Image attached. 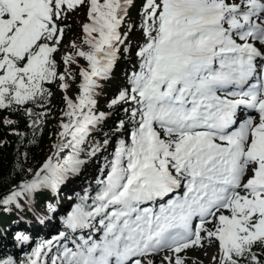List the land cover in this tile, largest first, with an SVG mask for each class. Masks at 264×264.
Masks as SVG:
<instances>
[{
    "label": "snow or ice",
    "instance_id": "snow-or-ice-1",
    "mask_svg": "<svg viewBox=\"0 0 264 264\" xmlns=\"http://www.w3.org/2000/svg\"><path fill=\"white\" fill-rule=\"evenodd\" d=\"M132 3L0 0V112L36 116L37 124L45 113L33 109L50 103V86L69 89L56 55L66 21L85 9L88 46L63 57L65 65L88 62L79 94L64 97L67 122L53 145L56 155L71 151L63 163L49 157L0 205L55 189L87 162L82 153L90 159L109 145L105 138L85 148L106 118L94 112L95 90L125 44L120 29ZM142 15L137 70L109 105L130 104L131 127L119 122L127 134L105 158L95 196L83 198L92 204L66 219L73 232L90 234L50 264H187L188 250L210 247L212 264H264V0H145ZM51 246L42 243L28 264H41Z\"/></svg>",
    "mask_w": 264,
    "mask_h": 264
},
{
    "label": "trees",
    "instance_id": "trees-1",
    "mask_svg": "<svg viewBox=\"0 0 264 264\" xmlns=\"http://www.w3.org/2000/svg\"><path fill=\"white\" fill-rule=\"evenodd\" d=\"M144 4L145 0H133L128 8V15L120 31L122 36H127L126 40H131V43L125 41V44L121 45V51L110 76L98 80L99 87L95 90L94 112L105 113L106 118L89 137L85 148L90 147L93 142L102 143L105 138L109 140V145L90 159L82 153L81 158L87 162L77 173L69 174L68 178L55 189L42 188L34 192H24L12 204L0 205V260L10 258L14 264H28L37 247L52 241L51 251L47 252L46 257L41 258V264H44L45 260L50 264V258L57 255L58 249L64 246L73 247L72 240L79 242L81 236L87 238L90 234L88 229L75 232L70 230L66 225L65 211L69 212L74 203L76 205L86 203L89 206L92 204L91 199L85 201L83 198L86 195L95 196L99 190L97 180L104 174L101 170L105 166L108 152L112 153L116 142L125 138L127 134V128L117 131L119 122L123 120L128 128L131 127L128 123L129 115L124 111L130 104L111 108L109 105L119 91L127 86L128 76L137 70L136 52L145 42L141 29ZM80 16L86 18V9L78 14L73 13L66 21L69 27L65 29L60 51L56 55L59 70L63 72L67 69L66 82L70 86L69 89H62L58 82L50 86L52 91L50 103L45 102V107L33 109L37 114L45 113L38 117L37 124H33L36 116L29 117L23 112H0V121L4 117L16 121L11 126L0 122V198L7 197L16 188L20 189L21 185L30 182L34 178L33 175L55 152L53 145L60 142L59 130L63 113L66 111L64 97L75 99L79 83V79L72 80L70 74L74 73L80 77V70L88 68V64L79 57H75L76 64L65 65L63 62L65 55H74L77 49H84L86 46L83 43ZM137 32L142 35L141 38H136ZM125 47H128L129 51L125 52L123 50ZM70 151L65 149L59 155L55 154L53 163H63ZM57 235L60 237L53 241ZM92 235L95 236L94 232ZM18 236L27 239H18Z\"/></svg>",
    "mask_w": 264,
    "mask_h": 264
},
{
    "label": "rangeland",
    "instance_id": "rangeland-1",
    "mask_svg": "<svg viewBox=\"0 0 264 264\" xmlns=\"http://www.w3.org/2000/svg\"><path fill=\"white\" fill-rule=\"evenodd\" d=\"M80 18L82 19V21L80 22L81 25L83 23L87 22V19L84 16H80ZM141 19H143V17H141ZM125 37H126L125 38V41H126L127 36H125ZM141 37H142V35H140L137 32L136 33V38H141ZM127 42L131 43V40L128 39ZM119 47L121 48V45H119ZM83 50L87 51L88 50V46L86 45ZM81 59L88 64V62L85 59H83V58H81ZM70 78L72 80L79 79V83H78V85L76 87V92H77V95H78L79 94V84L81 83V77H78L74 73H71L70 74ZM63 122H67V117H65V116L63 117ZM60 131H61V128H60L59 132ZM54 154H56V153H54ZM107 158H109V159L111 158V153L110 152H108ZM15 190H20V189L16 188ZM99 235H100V233H95V238H98ZM215 252H216V248L215 247H210V248H207V249H199V248L190 249L186 253V255L188 257L187 264H193V262H196V264H212L211 257H212V255L215 254Z\"/></svg>",
    "mask_w": 264,
    "mask_h": 264
},
{
    "label": "water",
    "instance_id": "water-1",
    "mask_svg": "<svg viewBox=\"0 0 264 264\" xmlns=\"http://www.w3.org/2000/svg\"><path fill=\"white\" fill-rule=\"evenodd\" d=\"M57 152V150L55 149V152L54 153H56ZM53 153V155L51 156V157H54L55 156V154Z\"/></svg>",
    "mask_w": 264,
    "mask_h": 264
},
{
    "label": "bare ground",
    "instance_id": "bare-ground-1",
    "mask_svg": "<svg viewBox=\"0 0 264 264\" xmlns=\"http://www.w3.org/2000/svg\"><path fill=\"white\" fill-rule=\"evenodd\" d=\"M157 259H159V258L157 257Z\"/></svg>",
    "mask_w": 264,
    "mask_h": 264
}]
</instances>
